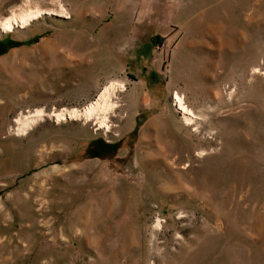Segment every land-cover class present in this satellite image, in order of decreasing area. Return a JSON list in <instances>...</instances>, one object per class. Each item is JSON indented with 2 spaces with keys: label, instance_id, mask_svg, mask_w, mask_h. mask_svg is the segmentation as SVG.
Instances as JSON below:
<instances>
[{
  "label": "rangeland",
  "instance_id": "obj_1",
  "mask_svg": "<svg viewBox=\"0 0 264 264\" xmlns=\"http://www.w3.org/2000/svg\"><path fill=\"white\" fill-rule=\"evenodd\" d=\"M28 11L0 33V264H264V0H0ZM109 82L108 129L48 116Z\"/></svg>",
  "mask_w": 264,
  "mask_h": 264
},
{
  "label": "bare ground",
  "instance_id": "obj_2",
  "mask_svg": "<svg viewBox=\"0 0 264 264\" xmlns=\"http://www.w3.org/2000/svg\"><path fill=\"white\" fill-rule=\"evenodd\" d=\"M43 13L49 14L48 12L42 11H28L22 13L20 12L16 15L12 14L10 17L0 21V33L11 32L16 27H22L23 25L37 19V17ZM122 90L123 86L121 84L109 82V84L104 86L99 91L95 99L88 103L85 107L81 109H61L58 112L48 114V116L54 117L56 122L66 120L88 121L90 119H94L96 120L99 128H104L106 130L108 129L107 115L110 111L116 108V105L112 103L110 98L112 95L114 96L116 91L120 92ZM174 102L175 109L178 111L185 124L189 125L197 119L194 113H192V111L184 105L183 99L176 93L174 94ZM44 116H46V114L42 110H35L32 114L30 113L26 116L19 115V117L15 120L16 132L21 134L25 133L33 124H35L38 120H41Z\"/></svg>",
  "mask_w": 264,
  "mask_h": 264
}]
</instances>
